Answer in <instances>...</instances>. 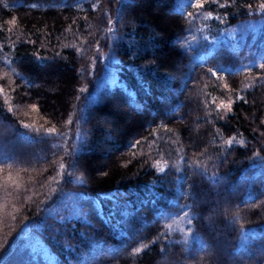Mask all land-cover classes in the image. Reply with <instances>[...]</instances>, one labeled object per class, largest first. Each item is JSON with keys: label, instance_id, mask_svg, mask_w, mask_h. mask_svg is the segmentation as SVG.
Here are the masks:
<instances>
[{"label": "trees", "instance_id": "16d2710c", "mask_svg": "<svg viewBox=\"0 0 264 264\" xmlns=\"http://www.w3.org/2000/svg\"><path fill=\"white\" fill-rule=\"evenodd\" d=\"M261 2L0 0V264H264Z\"/></svg>", "mask_w": 264, "mask_h": 264}, {"label": "snow or ice", "instance_id": "6c2138e0", "mask_svg": "<svg viewBox=\"0 0 264 264\" xmlns=\"http://www.w3.org/2000/svg\"><path fill=\"white\" fill-rule=\"evenodd\" d=\"M203 2H204V0H196L194 7L195 8H201L203 6ZM248 7L251 8V4H249ZM259 8L264 10V0H262V2L259 4ZM188 15L192 16L193 13L189 12ZM15 21H16V18L13 17L12 20L9 21V23L10 24L15 23ZM259 67L261 69H264V64L259 65ZM208 71L211 73L213 70L211 68H209ZM227 87H228V85L225 84V88H227ZM221 107L227 108L229 111H231V106L229 104L221 105ZM33 108H35V105H33ZM24 126L25 127H31V125H24ZM47 131L49 133H54L56 131V129L53 127V128L47 129ZM229 143H231V141H229ZM185 215L187 216V213H185ZM188 222H189V224H191V220H189ZM136 251L138 252V251H140V249H136Z\"/></svg>", "mask_w": 264, "mask_h": 264}, {"label": "rangeland", "instance_id": "374dc122", "mask_svg": "<svg viewBox=\"0 0 264 264\" xmlns=\"http://www.w3.org/2000/svg\"><path fill=\"white\" fill-rule=\"evenodd\" d=\"M2 125H0V130L2 129L1 127ZM16 160L19 162H22L24 164H32L33 163V159L36 158L34 156H39V153H37L36 155L32 154L31 151L29 152L28 150H26L25 148H21L20 150H17L16 153ZM222 261L226 262L227 261V256H219Z\"/></svg>", "mask_w": 264, "mask_h": 264}, {"label": "bare ground", "instance_id": "6f19581e", "mask_svg": "<svg viewBox=\"0 0 264 264\" xmlns=\"http://www.w3.org/2000/svg\"><path fill=\"white\" fill-rule=\"evenodd\" d=\"M163 91V90H162ZM165 92V91H164ZM161 94H163V93H161ZM162 96H164V94L162 95ZM166 96V95H165ZM150 98H152V97H150ZM152 100V99H151ZM158 101V100H157ZM160 101V100H159ZM157 103V102H156ZM156 103H154V104H156ZM159 105H160V103H159ZM162 106V105H161ZM160 107V106H159Z\"/></svg>", "mask_w": 264, "mask_h": 264}]
</instances>
